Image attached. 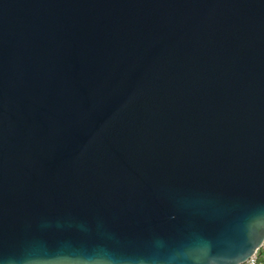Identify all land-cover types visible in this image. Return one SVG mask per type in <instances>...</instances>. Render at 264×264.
I'll return each instance as SVG.
<instances>
[{
	"label": "water",
	"instance_id": "obj_1",
	"mask_svg": "<svg viewBox=\"0 0 264 264\" xmlns=\"http://www.w3.org/2000/svg\"><path fill=\"white\" fill-rule=\"evenodd\" d=\"M263 245L264 0H0V264Z\"/></svg>",
	"mask_w": 264,
	"mask_h": 264
},
{
	"label": "built area",
	"instance_id": "obj_2",
	"mask_svg": "<svg viewBox=\"0 0 264 264\" xmlns=\"http://www.w3.org/2000/svg\"><path fill=\"white\" fill-rule=\"evenodd\" d=\"M240 264H264V254L258 251Z\"/></svg>",
	"mask_w": 264,
	"mask_h": 264
},
{
	"label": "trees",
	"instance_id": "obj_3",
	"mask_svg": "<svg viewBox=\"0 0 264 264\" xmlns=\"http://www.w3.org/2000/svg\"><path fill=\"white\" fill-rule=\"evenodd\" d=\"M259 251L264 254V245Z\"/></svg>",
	"mask_w": 264,
	"mask_h": 264
}]
</instances>
